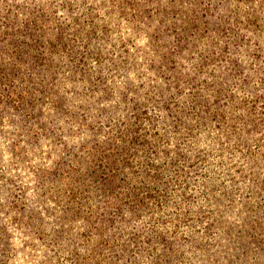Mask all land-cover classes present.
I'll list each match as a JSON object with an SVG mask.
<instances>
[{"label": "rangeland", "instance_id": "1", "mask_svg": "<svg viewBox=\"0 0 264 264\" xmlns=\"http://www.w3.org/2000/svg\"><path fill=\"white\" fill-rule=\"evenodd\" d=\"M0 264H264V0H0Z\"/></svg>", "mask_w": 264, "mask_h": 264}]
</instances>
